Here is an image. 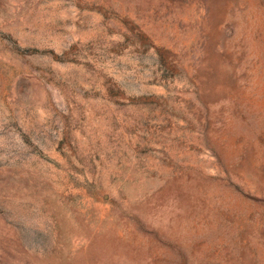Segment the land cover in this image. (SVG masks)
Here are the masks:
<instances>
[{"label": "rangeland", "instance_id": "374dc122", "mask_svg": "<svg viewBox=\"0 0 264 264\" xmlns=\"http://www.w3.org/2000/svg\"><path fill=\"white\" fill-rule=\"evenodd\" d=\"M0 264H264V0H0Z\"/></svg>", "mask_w": 264, "mask_h": 264}]
</instances>
